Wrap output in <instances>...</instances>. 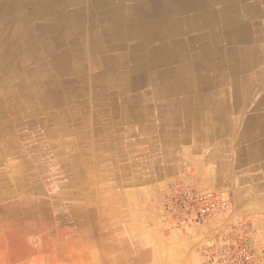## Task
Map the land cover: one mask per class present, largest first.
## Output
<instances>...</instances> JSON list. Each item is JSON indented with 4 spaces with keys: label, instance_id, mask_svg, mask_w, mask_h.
I'll list each match as a JSON object with an SVG mask.
<instances>
[{
    "label": "rangeland",
    "instance_id": "1",
    "mask_svg": "<svg viewBox=\"0 0 264 264\" xmlns=\"http://www.w3.org/2000/svg\"><path fill=\"white\" fill-rule=\"evenodd\" d=\"M92 98L63 115L37 100V120L25 115L11 126L3 116L11 133L0 134V264H220L225 249L245 240L264 252V210L243 209L234 188L192 181L198 162L175 146L164 158L169 146L154 121L147 131L114 126L107 98ZM188 187L227 190L231 207L185 223L175 197Z\"/></svg>",
    "mask_w": 264,
    "mask_h": 264
},
{
    "label": "bare ground",
    "instance_id": "2",
    "mask_svg": "<svg viewBox=\"0 0 264 264\" xmlns=\"http://www.w3.org/2000/svg\"><path fill=\"white\" fill-rule=\"evenodd\" d=\"M231 1L0 0V111H7L11 126L10 121L17 123L25 115L37 120V100L40 110L56 109L63 115L73 106L91 107L87 99L98 93L107 98L114 126L133 119L150 122L152 112L200 109L213 111L225 124L224 115L244 105L229 100L227 91L213 94L211 71L233 61L230 72L235 77L252 62L251 56L260 52L264 61V47L247 56L246 48L222 46L234 43L233 34L242 43L252 39L235 18ZM260 72L264 80V68ZM88 83L97 90L86 91ZM237 83L235 92H244ZM255 102L247 122L259 125L264 123V98ZM162 118L165 127L175 125L173 118ZM4 124L0 114L2 135ZM261 135L264 141V129Z\"/></svg>",
    "mask_w": 264,
    "mask_h": 264
},
{
    "label": "crops",
    "instance_id": "3",
    "mask_svg": "<svg viewBox=\"0 0 264 264\" xmlns=\"http://www.w3.org/2000/svg\"><path fill=\"white\" fill-rule=\"evenodd\" d=\"M231 2L237 9L235 18L241 21L252 39L247 43H242L238 40V35L233 34L231 39L234 43L223 42L222 46L227 50L235 51L246 48L245 52L249 56L256 49L264 47V0H232ZM214 9L217 11L216 7ZM258 55L255 58L251 56L252 64L249 62L245 70L239 71L235 77L230 72V67L235 64L233 61L218 65L211 71L209 78H213V87H210L213 89V94L222 90L227 91L226 97L229 100L238 103L242 101V106L244 105L236 113H226L223 117L225 124H220L221 122L219 123L217 120L219 115H213V111L207 109L187 114L180 110L177 112L167 111L163 115L149 113L151 114L149 121L152 124L154 121L159 127L162 125L158 129L162 133L160 141L166 139V145L169 146L164 158L172 157L170 150L172 151L174 146L179 148L180 152L193 156L199 167L194 173L192 181L197 182L200 186L210 188L236 189L238 205L250 211L264 210V141L263 135H261L264 123H261V120L259 125H257L258 122H247L252 115L253 109L251 108L256 107L255 101L264 98V80L259 77L260 70L264 68V61L260 60V52ZM236 80H239V84ZM235 82L244 92H235ZM89 100L90 103L91 99ZM210 108L213 106L210 105ZM261 110L264 113V109ZM0 112L3 116L8 115L7 111ZM154 115L157 116L152 118ZM162 116L173 118L175 125L171 124L165 127ZM133 122H135L134 119ZM150 122L141 121L140 123L135 122V124L146 126V131L154 130L153 127H150ZM155 124L153 125L155 126ZM6 132L8 133L7 130L2 133L6 134ZM251 171L257 172V174L244 175L245 172Z\"/></svg>",
    "mask_w": 264,
    "mask_h": 264
},
{
    "label": "built area",
    "instance_id": "4",
    "mask_svg": "<svg viewBox=\"0 0 264 264\" xmlns=\"http://www.w3.org/2000/svg\"><path fill=\"white\" fill-rule=\"evenodd\" d=\"M175 200L183 221L196 225L227 212L232 204L230 192L222 189L180 188L176 191ZM220 260V264H264V252L257 254L245 240L225 249Z\"/></svg>",
    "mask_w": 264,
    "mask_h": 264
}]
</instances>
